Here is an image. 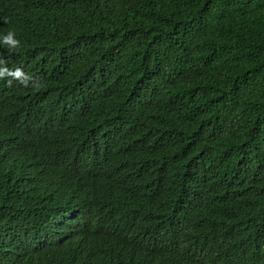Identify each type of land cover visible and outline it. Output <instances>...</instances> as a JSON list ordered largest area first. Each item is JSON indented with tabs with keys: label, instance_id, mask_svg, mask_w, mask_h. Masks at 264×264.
Returning <instances> with one entry per match:
<instances>
[{
	"label": "trees",
	"instance_id": "trees-1",
	"mask_svg": "<svg viewBox=\"0 0 264 264\" xmlns=\"http://www.w3.org/2000/svg\"><path fill=\"white\" fill-rule=\"evenodd\" d=\"M8 1L0 185L25 151L57 153L22 219L0 218V264H264V0ZM192 167L246 205L199 197ZM80 203L103 213L90 233L31 250L52 216L74 231Z\"/></svg>",
	"mask_w": 264,
	"mask_h": 264
},
{
	"label": "clouds",
	"instance_id": "clouds-1",
	"mask_svg": "<svg viewBox=\"0 0 264 264\" xmlns=\"http://www.w3.org/2000/svg\"><path fill=\"white\" fill-rule=\"evenodd\" d=\"M12 4L8 0H0V6L7 7ZM13 33H9L6 39L8 41L12 40ZM3 101L0 102V107ZM67 131H72V133L68 134L64 142L67 145L76 146L77 144V135L73 133V129H66ZM25 151V150H24ZM27 154H31L26 159L15 163L13 165L2 164L3 169V177L0 185V199L3 197L7 198L8 205L11 211L6 210L4 208H0V218L6 219V225H11L12 222H18L24 216L25 210L29 207L33 200L34 195H40L42 189H44L49 181L45 180V177L51 173L55 166V156L57 152L48 154L47 156H39L37 152H29L25 151ZM58 165L59 168L64 164L65 159L63 156L58 154ZM253 165V161L250 160L248 165L239 169V177L241 179L244 178L247 171ZM58 168V169H59ZM193 175L190 176L189 179H192L195 182L192 190L199 189L200 196L204 197L205 195H210L211 198L217 203L221 204L225 208H231L234 205H246L245 196L242 195L241 189H236L235 187L226 183V180L223 178H219L217 174L211 175L207 171L199 170L197 167H192ZM115 177V175L110 178ZM109 179V178H108ZM107 180V179H106ZM182 191L178 189L177 193H181ZM198 197V198H199ZM187 197H185V204L183 208L186 210L187 214L190 216L189 203L187 201ZM81 204V203H80ZM86 208V209H85ZM77 209L82 210V215L80 213H74L70 217H66V219H75L77 226L75 230L66 236H62L60 238H56L54 233L50 230L52 226L62 225L63 221L59 218L55 219L53 216L42 226L45 229V236L42 239H38L35 244V249H31L32 251L36 249H44V248H55L63 245H67L71 242H78L83 236L90 233L93 228V225L96 221L103 216V213L100 211H93V209L89 208L85 204L79 205ZM13 210V212H12ZM193 221V220H192ZM192 223V222H191ZM194 223V224H193ZM192 225L195 227V232L198 231V227H196L195 222ZM150 225L155 226L156 223H152ZM159 225V223H157ZM16 228L18 231L25 229ZM36 236H34L32 243L34 242ZM230 241L224 238L225 247ZM221 247V248H222ZM237 248L236 246L233 248L230 255H234L235 259L237 257Z\"/></svg>",
	"mask_w": 264,
	"mask_h": 264
}]
</instances>
